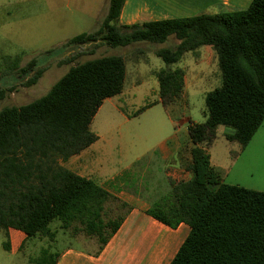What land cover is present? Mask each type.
<instances>
[{"label": "trees", "instance_id": "16d2710c", "mask_svg": "<svg viewBox=\"0 0 264 264\" xmlns=\"http://www.w3.org/2000/svg\"><path fill=\"white\" fill-rule=\"evenodd\" d=\"M124 1L108 0L99 28L71 38L62 49L95 44L115 49L174 38V49L154 52L167 66L155 77L158 103L171 118V107L182 98L184 71L169 66L184 53L211 47L221 77L220 87L204 97V121H188L189 179L170 182L167 196L146 211L171 230L180 224L189 228L169 264H264V193L222 183L206 153L220 127L230 130L225 140L243 151L264 121V0H252L242 10L129 26L119 24ZM6 61L13 66L4 79L16 76L27 88L44 72L35 60L24 67L18 66L19 58ZM124 78L122 57L89 60L71 66L44 96L0 111V231L5 251L10 250L9 230L26 239L51 238L52 221L63 228L79 225L102 246L116 233L122 220H103L110 195L60 162L96 142L91 120L104 100L120 94ZM7 89L0 90V100ZM39 263L55 261L42 251Z\"/></svg>", "mask_w": 264, "mask_h": 264}, {"label": "rangeland", "instance_id": "374dc122", "mask_svg": "<svg viewBox=\"0 0 264 264\" xmlns=\"http://www.w3.org/2000/svg\"><path fill=\"white\" fill-rule=\"evenodd\" d=\"M107 8L108 0H0V90L11 88L6 90L4 98L0 100V111L4 108H19L44 96L71 66L106 56L122 57L127 79L133 80L132 85L136 89L130 97V103L123 108L127 120L123 122L118 119L111 124L108 118L110 113L106 111L105 105L95 118L92 129L103 133L113 127L118 129L120 137L123 135L119 140L111 141L120 148L114 145L115 149L108 150V160L114 162L110 164L112 166H117L120 162V168L129 165L124 189L130 192L133 198H139V201L148 204L150 210L154 203L167 196L170 191L166 174L172 169L171 161L163 150H171L175 144H181L182 173L178 176L181 179L190 157L188 144H185L188 127L186 121L197 124L204 121V96L200 93H208L220 87V72L211 47L202 46L184 53L178 63L170 65L169 68L182 69L188 75L194 72L202 75L203 79L193 95L189 90L185 101L180 100L171 107L172 118L167 116L158 103V83L155 77V73L167 66L154 52L160 49H174L177 43L174 38H168L163 44L136 43L115 49L103 44L62 49V45L71 38L97 30ZM15 58L21 60L19 67L35 60L38 67L44 70L34 86L24 87V81L21 83L16 76L4 79L3 75L12 70L9 68L13 66L12 62L9 64L8 61L6 65L3 64L4 59ZM66 59L72 61L66 64ZM140 110L142 111L137 114ZM229 132L230 130L224 127L217 129L216 139L207 147L210 164L216 167V171L218 169L222 183L264 193V121L242 152L239 151L237 143L225 140L224 134ZM130 204L129 202L125 208H119L114 201H109L103 220H122L121 217L130 209ZM58 223L60 222L52 221L50 226H56ZM184 232V229L180 232L181 239ZM143 233L140 234L139 245L141 259L153 250L158 237L154 238L153 235L157 234L153 230L150 233L145 229ZM34 238L35 245L39 240L45 239L43 236ZM31 240L33 239L28 243ZM3 242L4 234L0 232V264H40V256L35 250L26 246L21 252L8 253L2 249ZM69 243L73 244L67 232L60 233L55 243L46 246L49 247L47 252L53 254L54 259Z\"/></svg>", "mask_w": 264, "mask_h": 264}, {"label": "crops", "instance_id": "0c3cea01", "mask_svg": "<svg viewBox=\"0 0 264 264\" xmlns=\"http://www.w3.org/2000/svg\"><path fill=\"white\" fill-rule=\"evenodd\" d=\"M251 1L252 0H125L120 12L119 24L129 26L146 22L183 19L201 14L215 15L228 11L245 9ZM202 79V75L200 74L191 72L188 75L184 72V89L181 100L185 101L187 99L189 90L191 91V95H193L195 88L202 82ZM127 84H129V86ZM132 84L133 80L127 79L125 68V78L120 94L104 100L91 120L89 127L90 131L97 136L96 142L82 150L79 154L70 157L65 162H60L63 168L81 178L92 181L107 192L110 195V201H114L119 208H125V205L129 202L131 203L130 209L121 217L122 221L116 233L102 246L97 240H94L95 237L86 236L82 227L79 225L73 224L71 227L63 228L60 223L53 227L50 226V223L48 225V230L52 233V237L49 238L45 236V239L39 240L37 245H35V238H32L33 240L29 242V245L28 241L30 239H26L25 236L18 231L9 230L8 242L10 250L5 251L2 248L5 252L18 253L27 246L30 250H35L36 254L40 256L42 251L48 253L47 249L49 247L46 248V246L55 243L60 233L65 234V232H67V236L73 244L69 243V245H66L65 249L54 257L55 264H169L179 246L188 235L189 228L184 224H180L175 230H171L146 215L148 204L139 201V198H133L130 192L124 189V181L127 176L126 172L128 171L129 165L120 168V162L117 166H112L110 164H114V162L108 160V156H110L108 150H113L116 147L120 148L116 143L114 144L116 147H114L111 141L119 140L123 135L121 134L120 137L117 132L118 129L113 127L106 130V132L102 131L103 133L92 129L95 118L105 105L106 111L110 113L108 118L111 124L118 119L123 122L127 120L123 108L126 104L130 103V97L133 96L136 90ZM200 94L205 97L207 92H201ZM188 121L186 122L189 123ZM186 143L190 151L192 145L189 143L188 138L185 144ZM163 151L167 152L166 154L171 161L170 165L172 169L166 174L169 183H176L181 180L189 179L190 173L185 170L187 165L184 167L183 171L185 174L183 177L181 179L178 178L179 174L182 173V168L180 167L181 144H175L173 149ZM206 153L208 154L210 162L208 149H206ZM189 160L190 157L188 158V161ZM211 167L216 170L214 165H211ZM111 171L112 173H110ZM107 173L110 174L106 176ZM107 203L104 205V213L106 212L105 208ZM145 229L146 232L150 231V233H152V230L155 231L157 235L153 236L154 238L156 236L158 237L155 240L153 250L144 259H141L142 257H139V245L141 244L140 234H144L143 232ZM166 229L172 232H166ZM183 229L185 232L183 239H181L180 232ZM4 242H6L5 234ZM77 246L82 249H78Z\"/></svg>", "mask_w": 264, "mask_h": 264}]
</instances>
